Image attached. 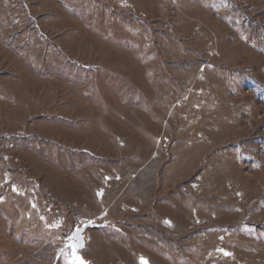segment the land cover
<instances>
[{
  "label": "rangeland",
  "instance_id": "374dc122",
  "mask_svg": "<svg viewBox=\"0 0 264 264\" xmlns=\"http://www.w3.org/2000/svg\"><path fill=\"white\" fill-rule=\"evenodd\" d=\"M264 264V0H0V264Z\"/></svg>",
  "mask_w": 264,
  "mask_h": 264
},
{
  "label": "water",
  "instance_id": "95a60500",
  "mask_svg": "<svg viewBox=\"0 0 264 264\" xmlns=\"http://www.w3.org/2000/svg\"><path fill=\"white\" fill-rule=\"evenodd\" d=\"M100 224L93 222H86L82 225H77L71 235V241L68 246L71 247V260L73 262L77 261V257L82 258L85 264H90V262L84 258L82 251L86 247V232L88 229L99 227Z\"/></svg>",
  "mask_w": 264,
  "mask_h": 264
},
{
  "label": "snow or ice",
  "instance_id": "6c2138e0",
  "mask_svg": "<svg viewBox=\"0 0 264 264\" xmlns=\"http://www.w3.org/2000/svg\"><path fill=\"white\" fill-rule=\"evenodd\" d=\"M76 264H85V262L82 260V258L77 257Z\"/></svg>",
  "mask_w": 264,
  "mask_h": 264
},
{
  "label": "trees",
  "instance_id": "16d2710c",
  "mask_svg": "<svg viewBox=\"0 0 264 264\" xmlns=\"http://www.w3.org/2000/svg\"><path fill=\"white\" fill-rule=\"evenodd\" d=\"M259 226L263 227L264 225H259Z\"/></svg>",
  "mask_w": 264,
  "mask_h": 264
}]
</instances>
